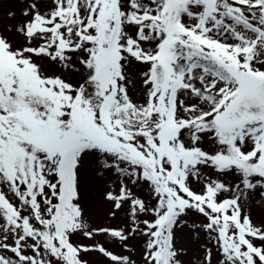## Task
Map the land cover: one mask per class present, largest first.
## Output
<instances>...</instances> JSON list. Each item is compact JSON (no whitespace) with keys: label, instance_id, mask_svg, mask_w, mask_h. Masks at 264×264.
Listing matches in <instances>:
<instances>
[{"label":"snow or ice","instance_id":"6c2138e0","mask_svg":"<svg viewBox=\"0 0 264 264\" xmlns=\"http://www.w3.org/2000/svg\"><path fill=\"white\" fill-rule=\"evenodd\" d=\"M0 264H264V0H0Z\"/></svg>","mask_w":264,"mask_h":264}]
</instances>
